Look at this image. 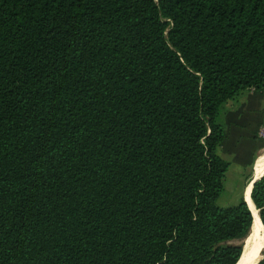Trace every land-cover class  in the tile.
<instances>
[{
	"label": "trees",
	"instance_id": "16d2710c",
	"mask_svg": "<svg viewBox=\"0 0 264 264\" xmlns=\"http://www.w3.org/2000/svg\"><path fill=\"white\" fill-rule=\"evenodd\" d=\"M249 91L264 0H0V264H236L220 117ZM250 200L264 235V175Z\"/></svg>",
	"mask_w": 264,
	"mask_h": 264
},
{
	"label": "crops",
	"instance_id": "0c3cea01",
	"mask_svg": "<svg viewBox=\"0 0 264 264\" xmlns=\"http://www.w3.org/2000/svg\"><path fill=\"white\" fill-rule=\"evenodd\" d=\"M220 119L225 137L218 154L240 168L243 183L247 186L259 178L256 177L259 169L257 157L264 152V139L260 137V131L264 130V92L249 91L228 102Z\"/></svg>",
	"mask_w": 264,
	"mask_h": 264
},
{
	"label": "rangeland",
	"instance_id": "374dc122",
	"mask_svg": "<svg viewBox=\"0 0 264 264\" xmlns=\"http://www.w3.org/2000/svg\"><path fill=\"white\" fill-rule=\"evenodd\" d=\"M257 159L259 162V169H258V172L256 174V177H259L257 175H261L264 173V169L261 170L263 167L264 152H262L257 157ZM240 172H241L240 168L236 167V165L230 164V166L226 172V175H225L223 191H222L221 195L219 196V198L217 199V205L219 207L225 208V207L236 205L240 201V199L242 198L243 191H245V195H244L245 197L250 193L249 187L251 188V182H249L247 184V186H246V184L244 185L243 180H242L243 178L240 175ZM245 197H244V199H245ZM249 234H250V232H249ZM248 238H249V235L246 237L245 242L247 241ZM242 244H243V241H242ZM263 254H264V252H263Z\"/></svg>",
	"mask_w": 264,
	"mask_h": 264
},
{
	"label": "bare ground",
	"instance_id": "6f19581e",
	"mask_svg": "<svg viewBox=\"0 0 264 264\" xmlns=\"http://www.w3.org/2000/svg\"><path fill=\"white\" fill-rule=\"evenodd\" d=\"M264 169V160H263V167L261 170ZM259 176V175H257ZM251 188H252V182H251ZM249 187V189L251 190ZM249 190V191H250ZM249 193V192H248ZM247 205L249 204V208L254 212V220L252 223V227L250 230L249 238L244 243L243 247V253L241 259L238 261L237 264H255L257 260L259 259V256L257 255L258 248H264V238L262 236V226H261V235L259 233V217L256 214V211L254 210L251 200H250V193L246 196L245 199ZM259 233V240L256 239L257 235Z\"/></svg>",
	"mask_w": 264,
	"mask_h": 264
},
{
	"label": "water",
	"instance_id": "95a60500",
	"mask_svg": "<svg viewBox=\"0 0 264 264\" xmlns=\"http://www.w3.org/2000/svg\"><path fill=\"white\" fill-rule=\"evenodd\" d=\"M263 175H261L259 178H257V179H254V180H252V185H253V183L255 182V181H257L258 179H260L261 177H262ZM244 201H245V199H244ZM245 203H246V201H245ZM247 204V203H246ZM248 206V205H247ZM248 208H249V206H248ZM249 210L251 211V209L249 208ZM255 211H256V213H257V215H258V211L255 209ZM251 213H252V216H253V212L251 211ZM258 217H259V215H258ZM260 219V218H259ZM262 236L264 237V235H263V233H262ZM244 243H245V240L243 241V244H242V253H243V247H244ZM263 252H264V248H258V250H257V255L259 256V259L257 260V262L255 263V264H258L260 261H262L263 259H264V254H263ZM242 253H241V256H240V258H239V260L241 259V257H242ZM238 260V261H239ZM238 263V262H237ZM236 263V264H237Z\"/></svg>",
	"mask_w": 264,
	"mask_h": 264
},
{
	"label": "built area",
	"instance_id": "2783aa9c",
	"mask_svg": "<svg viewBox=\"0 0 264 264\" xmlns=\"http://www.w3.org/2000/svg\"><path fill=\"white\" fill-rule=\"evenodd\" d=\"M260 137L264 139V130L260 131Z\"/></svg>",
	"mask_w": 264,
	"mask_h": 264
}]
</instances>
